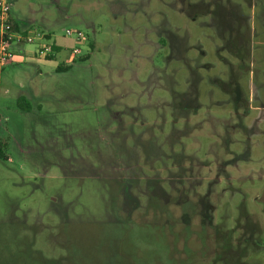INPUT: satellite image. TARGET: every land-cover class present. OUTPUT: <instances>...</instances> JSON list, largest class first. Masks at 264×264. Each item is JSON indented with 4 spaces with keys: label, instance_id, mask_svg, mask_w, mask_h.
I'll return each instance as SVG.
<instances>
[{
    "label": "rangeland",
    "instance_id": "obj_1",
    "mask_svg": "<svg viewBox=\"0 0 264 264\" xmlns=\"http://www.w3.org/2000/svg\"><path fill=\"white\" fill-rule=\"evenodd\" d=\"M19 3L87 40L68 71L0 72V264H225L228 232L264 264V0ZM216 4L242 58L187 14Z\"/></svg>",
    "mask_w": 264,
    "mask_h": 264
},
{
    "label": "crops",
    "instance_id": "obj_2",
    "mask_svg": "<svg viewBox=\"0 0 264 264\" xmlns=\"http://www.w3.org/2000/svg\"><path fill=\"white\" fill-rule=\"evenodd\" d=\"M9 1L12 5L11 20L16 36L26 38L34 36L37 33H41L44 35L45 39L43 41H36L34 44H29L25 40H20L17 38L12 44V51L15 55V60L7 67L30 64L35 67L36 73L39 75V77H43V69H52L53 67H51V64L53 60L59 58L60 61H63L65 65L69 63L74 44H66L61 42L62 39H57L50 33L41 31L38 28V25L42 18L38 17V12L34 9L33 5L28 7V9H25L21 6L19 0ZM42 20H44V18ZM42 45H52L56 52L55 56L49 59H43L39 57L38 50ZM3 70H5V68Z\"/></svg>",
    "mask_w": 264,
    "mask_h": 264
},
{
    "label": "trees",
    "instance_id": "obj_3",
    "mask_svg": "<svg viewBox=\"0 0 264 264\" xmlns=\"http://www.w3.org/2000/svg\"><path fill=\"white\" fill-rule=\"evenodd\" d=\"M212 8L208 5L206 6L191 5L187 11V14L190 18H196L199 16L212 14L213 16L217 18L215 19V24L218 25L219 27V32L221 34L222 39L225 41L226 48L230 51L236 52L237 55L241 53L242 51H245V50L249 51L250 44H251L250 39L248 38L245 40L247 42L246 43L247 45L244 46L242 44V40L244 41L246 34L239 33L242 28L241 21L244 18L242 14L240 13V9L233 5L234 9L232 11L224 12L225 10L219 4H216ZM224 32H225V36H224ZM226 32H228L227 35H226ZM238 57L242 58L243 56L238 55ZM69 69H70V66L61 65L60 67H58L57 72H64V71H68ZM0 158L5 159V157L1 153H0ZM218 234H220V232H218ZM221 236L224 237V239L222 240L224 245L221 248L218 259L223 260L225 264H240V261H239L240 258L234 260L235 257L231 256L230 254L233 248L232 232L221 233ZM31 261H32L31 264H36L34 260H31Z\"/></svg>",
    "mask_w": 264,
    "mask_h": 264
},
{
    "label": "built area",
    "instance_id": "obj_4",
    "mask_svg": "<svg viewBox=\"0 0 264 264\" xmlns=\"http://www.w3.org/2000/svg\"><path fill=\"white\" fill-rule=\"evenodd\" d=\"M67 36L74 37L77 44L71 51L69 62H73L82 53L78 46H81L87 39L81 31H67ZM17 38L25 40L29 44H34L36 41H43L45 39L41 33L26 38L17 37L11 20L10 1L0 0V72L15 60L12 44ZM55 54L56 52L52 45H42L38 50V56L43 59L54 57Z\"/></svg>",
    "mask_w": 264,
    "mask_h": 264
}]
</instances>
